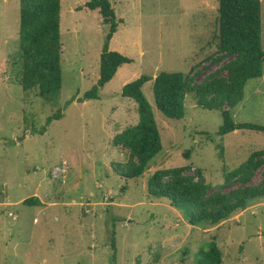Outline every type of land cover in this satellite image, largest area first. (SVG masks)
Returning a JSON list of instances; mask_svg holds the SVG:
<instances>
[{"label":"rangeland","instance_id":"obj_1","mask_svg":"<svg viewBox=\"0 0 264 264\" xmlns=\"http://www.w3.org/2000/svg\"><path fill=\"white\" fill-rule=\"evenodd\" d=\"M87 1L61 0L62 84L51 104L37 89L21 88L19 0H0V264H196L212 240L221 264H264V197L251 200L259 204L237 218L238 211L216 226L191 229L165 200L146 192L155 170L180 166L196 178L200 170L212 190L241 187L225 184L224 175L264 150V132L219 135L220 110L199 107L192 94L185 97L184 118H166L155 107L151 79L142 92L161 151L140 177L125 178L119 167L129 151L113 144L138 122L136 102L122 96L125 83L179 71L199 84L234 57L218 58V0H109L118 26L108 49L130 62L96 100L83 94L98 81L110 24L85 7ZM261 17L264 50V0ZM57 110L62 117L48 122ZM229 111L235 123L264 125V75L246 82L242 100ZM263 179L264 164L247 185ZM29 197L40 203L24 204Z\"/></svg>","mask_w":264,"mask_h":264},{"label":"trees","instance_id":"obj_2","mask_svg":"<svg viewBox=\"0 0 264 264\" xmlns=\"http://www.w3.org/2000/svg\"><path fill=\"white\" fill-rule=\"evenodd\" d=\"M218 3L215 34L218 58L234 56L221 69L209 73L199 84H193L192 78L182 72L161 71L154 78L141 75L123 85L122 96L133 99L137 104L138 122L113 139V144L129 151L128 162L119 167L122 177H140L162 149L152 106L142 92L143 85L151 79L155 107L166 118H184L185 97L192 94L199 107L220 110L222 124L219 135L242 129L264 132V125L235 123L229 111L242 100L246 82L264 75L261 0H218ZM84 6L98 10L110 24L100 54L98 81L83 94L84 99L96 100L99 99V89L130 59L108 49L118 26L109 0H88ZM60 9L61 0H19L20 85L24 91L37 89L39 97L51 104L57 103L62 84ZM222 71H226L227 76L222 75ZM61 117V111L57 110L48 117V122ZM263 155L264 150L252 151L239 167L225 173V184L239 182L242 185L229 192L218 188L212 190L200 170L196 178L185 173V166L155 170L147 179L146 192L153 199L165 200L188 224L213 227L245 209L251 200L264 197V179L257 185H247L256 169L264 164ZM23 203L38 205L40 200L29 197ZM221 262L222 252L214 240L208 243L207 248L200 249L196 258V264Z\"/></svg>","mask_w":264,"mask_h":264},{"label":"crops","instance_id":"obj_3","mask_svg":"<svg viewBox=\"0 0 264 264\" xmlns=\"http://www.w3.org/2000/svg\"><path fill=\"white\" fill-rule=\"evenodd\" d=\"M263 77V76H262ZM56 167H58V166H56ZM56 167H54L53 168V170H55V168ZM53 172V171H52ZM53 174V173H52ZM53 176H54V174H53ZM257 202V201H256ZM251 204L252 205H250L249 207H252V206H254V205H257V204H259V203H255V202H251ZM171 209H172V207H170ZM172 210H174L175 211V209H172ZM244 210H246V209H244ZM244 210H240V211H238V214H236L233 218H237L240 214H243L244 213ZM176 212V214H177V216H179L180 217V219H182V221L184 222V224H185V226H186V228H195V226H192V225H190V224H188L183 218H182V216L180 215V213L179 212H177V211H175ZM10 216V215H9ZM34 221H36V219L34 218ZM206 230V229H205Z\"/></svg>","mask_w":264,"mask_h":264}]
</instances>
